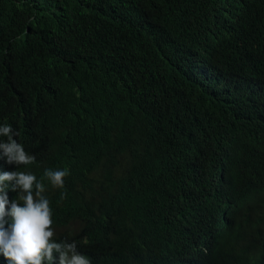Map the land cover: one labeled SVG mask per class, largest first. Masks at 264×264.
<instances>
[{
    "label": "trees",
    "instance_id": "trees-1",
    "mask_svg": "<svg viewBox=\"0 0 264 264\" xmlns=\"http://www.w3.org/2000/svg\"><path fill=\"white\" fill-rule=\"evenodd\" d=\"M147 5L0 0V123L51 136L18 128L39 157L25 169L68 170L63 189L43 179L54 240L91 264H187L213 234L201 264H264V107L189 78L264 81V0ZM217 193L233 198L221 221Z\"/></svg>",
    "mask_w": 264,
    "mask_h": 264
},
{
    "label": "clouds",
    "instance_id": "clouds-1",
    "mask_svg": "<svg viewBox=\"0 0 264 264\" xmlns=\"http://www.w3.org/2000/svg\"><path fill=\"white\" fill-rule=\"evenodd\" d=\"M148 2L154 6V0H145L146 5ZM232 3L224 4L222 12L226 13ZM151 5H147L148 9L152 7ZM186 61L193 66L192 56ZM189 78L199 87L201 94L216 104L226 105L234 94L253 105L262 104L264 107V81L254 77L246 81L240 75L226 70L213 85H209L206 79L198 75L195 77L194 73H190ZM207 85L218 88L214 91L215 98L210 96ZM222 85H226L228 95H222L219 91ZM11 101L20 105L26 103V99L18 95H15ZM0 119H5L1 113ZM18 128L29 137L45 140L51 137L48 134H36L38 127L23 128L17 122L14 126L0 123V264H91L85 255L80 254L75 242L54 240L52 208L49 199L45 196L46 186L43 179L46 178L53 189H63L65 177L69 174L68 170L46 169L44 178L40 180L33 173L26 172L25 168L37 163L39 157L28 148L29 145L23 146L21 131ZM232 164V158H229L217 172L215 187L219 191L235 189V185L228 177ZM64 198L65 194L62 193L61 200ZM232 199L221 193L215 194L212 198V206L223 207L218 221H221L222 217L227 218ZM218 225L220 229L218 231H221L227 228L228 223L223 225L219 222ZM214 239L215 234L198 248L196 254L178 260L187 264H201L208 248L214 247Z\"/></svg>",
    "mask_w": 264,
    "mask_h": 264
}]
</instances>
